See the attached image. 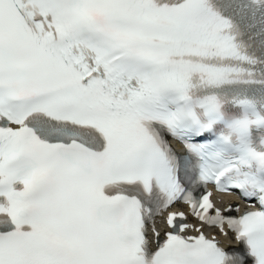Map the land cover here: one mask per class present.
<instances>
[{
	"label": "snow or ice",
	"instance_id": "snow-or-ice-1",
	"mask_svg": "<svg viewBox=\"0 0 264 264\" xmlns=\"http://www.w3.org/2000/svg\"><path fill=\"white\" fill-rule=\"evenodd\" d=\"M0 264H264V0H0Z\"/></svg>",
	"mask_w": 264,
	"mask_h": 264
}]
</instances>
